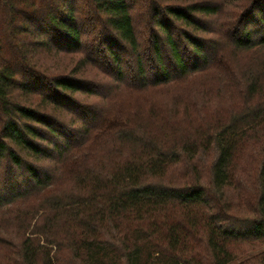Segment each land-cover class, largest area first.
<instances>
[{
    "label": "trees",
    "instance_id": "obj_1",
    "mask_svg": "<svg viewBox=\"0 0 264 264\" xmlns=\"http://www.w3.org/2000/svg\"><path fill=\"white\" fill-rule=\"evenodd\" d=\"M220 9L211 0H0V210L25 204L17 215L27 217L0 264L12 255L17 264H264V249L241 259L264 247V57L252 61L264 55V0L231 31L233 57L209 36ZM240 70L242 107L224 118L206 120L204 103L184 101L178 113L175 102L147 99ZM94 76L101 85L88 83ZM106 82L115 108L101 115L103 130L119 155L97 169L72 146L79 131L67 126V106L78 93L104 96ZM178 166L179 181H165Z\"/></svg>",
    "mask_w": 264,
    "mask_h": 264
},
{
    "label": "rangeland",
    "instance_id": "obj_2",
    "mask_svg": "<svg viewBox=\"0 0 264 264\" xmlns=\"http://www.w3.org/2000/svg\"><path fill=\"white\" fill-rule=\"evenodd\" d=\"M211 1L219 4L221 9L219 16L209 20L211 27L217 32L216 35L212 34L209 36H211L215 41L214 46L222 48L221 51H223V53L233 57L231 51L233 48L230 43L231 31L234 32L235 29H237L236 22L241 21L243 15L252 8L254 0ZM135 22L138 26L139 38L146 39L148 37L147 31H145V28H147V23L144 22L143 14L140 13L139 10L135 12ZM3 30L4 29H2V31ZM5 35H7V33H5ZM28 42L33 44L32 40H28ZM35 46L38 48L36 42ZM263 57L264 55L259 53L252 61L257 64V62ZM60 59L63 66L69 62L67 55ZM49 60L50 59H48V63L47 60H45V62L49 64ZM246 62V59L244 61L241 60V63H239L238 66L241 67ZM55 65L57 64L55 63ZM242 71L243 70L238 71L237 74L233 76L234 79L225 77L219 78L212 74L196 75L188 78L187 80L180 81V83H176L162 89L152 90L149 93H146L147 99H150L156 103L168 102V104H171L175 102V109L177 108L176 112L178 113H181L183 105L182 103L184 101L189 100L190 102L196 103L198 105L204 103L208 107L206 113L210 114L206 117V120L211 121L216 115L224 118L230 112V110H237L242 107L241 105L245 96L241 91L243 86L241 83ZM93 72L94 71H92V73ZM95 78L97 80H95V82H91L87 77L88 83L100 84V82H98L100 77L99 79L97 77ZM106 83L107 84L103 85V90L100 89L102 90L100 93H105L104 96H101V94H99L98 97L97 95H89V92L78 93L74 95L75 99L72 101L73 103L67 106V111H69L68 114L70 115V117H68L66 120V123L68 124L67 126L73 125V128L78 126L76 129L79 131V133L76 135V140L72 143V146L74 148L82 146L79 152L82 154L81 157H83V153L90 151L88 161H91V163L97 169H100V167L104 166L110 169L111 166H113L114 158L118 157L119 155L116 150L111 148V144H115V138L110 132L107 133L106 130H103L104 126V128H107L108 121L102 120L101 115H106L108 117V112L115 108V102L109 101L110 96L114 98V95L111 92H114L115 90H112V88L109 87V82ZM93 92L97 93L98 90L94 89ZM108 94L111 95L108 97ZM182 121H185V119H182ZM110 124L111 123H109V127ZM90 132L92 133L91 136L94 138L93 142L89 144V146L88 144L84 145V143H86L88 140L87 137ZM102 133L103 135H101ZM96 134H99V136L96 137ZM180 136V133L176 134V138H179ZM75 145L77 146L75 147ZM126 151H128V149L124 148L123 152ZM181 170L182 168L178 166V168H176L173 173L171 172L168 174L165 181L172 183L178 182V171ZM66 185L67 184H65V186ZM67 187H69V185H67ZM24 206L25 204H22L19 207L23 208ZM19 207L18 205H15L11 210H0V259H2L6 253H12L14 249L13 244L18 243L20 238L24 235L23 233L25 232L27 225V217L26 215H17L20 213V211L17 209ZM44 220L45 219L39 220V223L43 222ZM38 229L40 230L42 228L35 227L33 231H38ZM40 243L45 244V242L42 241ZM263 249L264 247L254 251L251 254L241 257V259H244ZM62 258L67 259L66 250L62 252ZM11 259V264H17L14 262L16 258L13 257V255L11 256Z\"/></svg>",
    "mask_w": 264,
    "mask_h": 264
}]
</instances>
